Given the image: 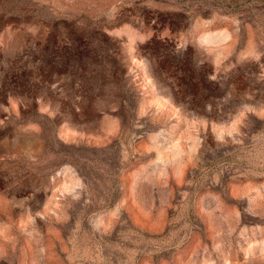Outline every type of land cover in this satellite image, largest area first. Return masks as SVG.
<instances>
[{
    "label": "rangeland",
    "instance_id": "1",
    "mask_svg": "<svg viewBox=\"0 0 264 264\" xmlns=\"http://www.w3.org/2000/svg\"><path fill=\"white\" fill-rule=\"evenodd\" d=\"M0 264H264V0H0Z\"/></svg>",
    "mask_w": 264,
    "mask_h": 264
}]
</instances>
